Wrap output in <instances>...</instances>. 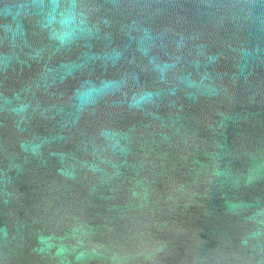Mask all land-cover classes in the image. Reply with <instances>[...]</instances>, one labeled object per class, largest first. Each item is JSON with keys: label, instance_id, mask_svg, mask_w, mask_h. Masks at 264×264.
<instances>
[{"label": "water", "instance_id": "water-1", "mask_svg": "<svg viewBox=\"0 0 264 264\" xmlns=\"http://www.w3.org/2000/svg\"><path fill=\"white\" fill-rule=\"evenodd\" d=\"M50 7L0 0V264H264V0Z\"/></svg>", "mask_w": 264, "mask_h": 264}, {"label": "clouds", "instance_id": "clouds-1", "mask_svg": "<svg viewBox=\"0 0 264 264\" xmlns=\"http://www.w3.org/2000/svg\"><path fill=\"white\" fill-rule=\"evenodd\" d=\"M69 7L62 9V0H50V10L45 16L46 25L52 27L55 38L62 43L66 42L73 34L74 26L77 24V14L75 12L76 0H68ZM59 24L63 31L55 29ZM88 93H82L81 99L87 97Z\"/></svg>", "mask_w": 264, "mask_h": 264}]
</instances>
